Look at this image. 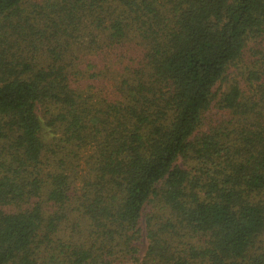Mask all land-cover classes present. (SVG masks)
I'll use <instances>...</instances> for the list:
<instances>
[{"label":"trees","instance_id":"1","mask_svg":"<svg viewBox=\"0 0 264 264\" xmlns=\"http://www.w3.org/2000/svg\"><path fill=\"white\" fill-rule=\"evenodd\" d=\"M0 264H264V0H0Z\"/></svg>","mask_w":264,"mask_h":264},{"label":"rangeland","instance_id":"2","mask_svg":"<svg viewBox=\"0 0 264 264\" xmlns=\"http://www.w3.org/2000/svg\"><path fill=\"white\" fill-rule=\"evenodd\" d=\"M142 42L140 39L137 38H133V43L127 45L126 51H127V58H125V53L120 54L116 57L115 55L113 56L112 61L114 60V57H116L117 60V65L115 66L112 62L111 66L113 67L112 73H109V75L106 77V79H103L101 82V86L98 90L94 91V94L97 97H101L104 96V94L109 95L112 91H113V78L114 76L117 75L118 72H120V64H122L124 62V64H128L129 60L132 61V63H134L135 61H138L139 58L141 57V53H142ZM115 60V61H116ZM125 74V72H124ZM91 81V79H90ZM98 84V82L96 83ZM103 90V93H102ZM99 100V99H97ZM216 103V102H215ZM84 162V161H83ZM84 164V163H83ZM82 169H86V166L83 165ZM144 251H143V255H144Z\"/></svg>","mask_w":264,"mask_h":264}]
</instances>
